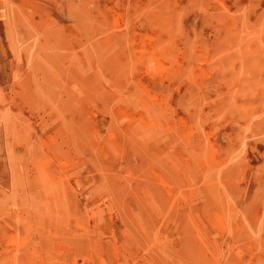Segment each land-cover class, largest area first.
<instances>
[{"label":"rangeland","instance_id":"obj_1","mask_svg":"<svg viewBox=\"0 0 264 264\" xmlns=\"http://www.w3.org/2000/svg\"><path fill=\"white\" fill-rule=\"evenodd\" d=\"M263 217L264 0H0V264H264Z\"/></svg>","mask_w":264,"mask_h":264},{"label":"bare ground","instance_id":"obj_2","mask_svg":"<svg viewBox=\"0 0 264 264\" xmlns=\"http://www.w3.org/2000/svg\"><path fill=\"white\" fill-rule=\"evenodd\" d=\"M78 10H79V9H78ZM118 15H119V14H118ZM123 15H124V14H123ZM86 21H87V20H86ZM117 26H118V25H117ZM114 27H115V26H114ZM119 31H120V30H119ZM46 34H47V33H46ZM55 34H56V33H55ZM109 35L111 36L112 34H109ZM177 37H178V36H177ZM177 37H176V38H177ZM108 38H109V37H108ZM176 38H175V39H176ZM54 39H55V38H54ZM44 41H45V40H44ZM68 41H69V40H68ZM260 42H261V41H260ZM53 43H54V42H53ZM65 43H66V42H65ZM175 44H176V43H175ZM69 45H70V44H69ZM55 47H56V45H55ZM66 47H67V45H66ZM80 48H81V47H80ZM174 48H175V47H174ZM56 49H57V48H56ZM80 50H81V49H80ZM57 51H58V50H57ZM53 54H54V53H53ZM57 54H58V53H57ZM179 55H180V54H179ZM73 57H74V56H73ZM179 57H180V56H179ZM53 58H54V57H53ZM70 59H71V58H70ZM176 59H177V58H176ZM73 60H74V59H73ZM70 61H71V60H70ZM74 61H75V60H74ZM73 63H74V62H73ZM187 63H188V62H187ZM176 64H177V63H176ZM221 64H222V63H221ZM186 65H187V64H186ZM62 66H63V65H62ZM180 66H181V65H180ZM185 68H186V67H185ZM149 69H150V68H149ZM151 69H152V67H151ZM41 70H42V69H41ZM176 70H177V69H176ZM185 70H186V69H185ZM184 73H185V72H184ZM177 74H178V71H177ZM235 75H237V74H235ZM24 76H25V75H24ZM63 76H64V75H63ZM65 76L67 77V75H65ZM185 76H186V75H185ZM231 76H232V74H231ZM28 77H29V76H28ZM182 77H184V75H183ZM233 77H234V76H233ZM184 78H185V77H184ZM26 79H27V78H26ZM26 79H25V80H26ZM182 79H183V78H182ZM186 79H187V78H186ZM22 80H24V79H22ZM169 80H170V79H169ZM45 81H46V80H45ZM171 81H172V80H171ZM175 81H176V80H175ZM182 82H183V80H182ZM182 82H180V85H181ZM23 83H25V82H23ZM29 84H30V83H29ZM174 84H175V83H174ZM184 84H185V83H184ZM182 85H183V84H182ZM28 87H29V85H28ZM179 87H180V86H179ZM165 88H166V87H165ZM29 89H30V88H29ZM116 89H117V87H116ZM116 89H115V90H116ZM26 90H28V89H26ZM28 91H31V90H28ZM115 92H117V91H115ZM122 92H124V91H122ZM170 92H171V91H170ZM25 93H26V92H25ZM31 93H33V92L31 91ZM31 93L28 92L29 96H32V95H30ZM171 94H172V92H171ZM171 94H170V95H171ZM115 97H116V96H115ZM28 98H29V97H28ZM118 98H120V97H118ZM121 98H123V96H122ZM169 99H170V98H169ZM186 99H187V98H186ZM25 100H26V99H25ZM30 100H31V99H30ZM105 100H107V99H105ZM30 102H31V101H30ZM30 102H29V103H30ZM182 102H183V101H182ZM185 104H186V103H185ZM138 106L141 107L140 104H139ZM157 106H158V105H157ZM195 109H197V108H195ZM138 110H139V109H138ZM140 110H141V108H140ZM144 111H145V110H144ZM144 111H143V112H144ZM154 111H155V110H154ZM175 111H176V109H175ZM228 111H229V110H228ZM107 112H108V111H107ZM107 112H106V113H107ZM104 113H105V112H104ZM175 114H176V113H175ZM175 114H174V115H175ZM190 115H191V114H190ZM206 115H207V114H206ZM207 118H208V117H207ZM141 120H142V119H141ZM177 120H178V119H177ZM179 120H180V119H179ZM208 120H209V119H208ZM139 121H140V120H139ZM179 122H180V121H179ZM158 123H160V122H158ZM159 125H160V124H159ZM177 127H178V126H177ZM58 130H59V129H58ZM58 130H57V131H58ZM28 134H29V133H28ZM18 135H19V134H18ZM62 135H63V134H62ZM62 135H59V137L62 136ZM57 137H58V136H57ZM60 138H62V137H60ZM62 139H63V138H62ZM62 139H60V140H62ZM67 139H68V138H67ZM62 141H63V140H62ZM62 141H60V144L63 143V142H68V140H67V141H63V142H62ZM60 144H59V145H60ZM66 144H67V143H66ZM56 145H57V144H56ZM63 145H65V144H63ZM67 145H68V144H67ZM60 146H61V145H60ZM65 146H66V145H65ZM68 146H69V145H68ZM52 147H53V146H51V153L54 154L55 152H53V151H55V150H53ZM56 147H57V146H56ZM61 147H62V146H61ZM109 147H110V146H109ZM49 148H50V147H49ZM53 148H54V147H53ZM67 148H68V147H67ZM242 148H243V147H242ZM60 149L62 150V148H60ZM52 150H53V151H52ZM68 150H69V149H68ZM62 151H63V150H62ZM62 151H61V152H62ZM66 151H67V150H66ZM66 151H65V153H66ZM56 152H57V151H56ZM69 152H70V151H69ZM62 154H63V153H62ZM58 155H59V153H58ZM60 155H61V153H60ZM64 155H65V154H64ZM144 155H145V154H144ZM144 155H143V156H144ZM54 156H57V155H54ZM61 156H62V155H61ZM69 156H70V155H69ZM38 157H39V156H38ZM58 157H60V156H58ZM62 157H63V156H62ZM64 157H66V156H64ZM139 157H140V156H139ZM141 157H142V156H141ZM71 158H72V157H71ZM71 158H70V159H71ZM74 158H75V157H74ZM60 159H61V158H60ZM70 159H69V160H70ZM76 159H77V158H76ZM71 160H72V159H71ZM77 160H78V159H77ZM77 160H76V161H77ZM148 160H149V159H148ZM76 161H75V162H76ZM71 162H73V161H71ZM80 162H81V161H80ZM83 162H84V161H83ZM67 163H68V162H67ZM65 164H66V163H65ZM69 164H70V163H69ZM71 164H72V163H71ZM76 164H77V163H76ZM76 164H75V165H76ZM80 165H81V164H80ZM67 166H68V165H67ZM78 166H79V165H78ZM78 166L76 165V168H77ZM68 167H69L68 169H69V171H70V168H71V167H70V166H68ZM72 168H73V170H74L73 165H72ZM76 168H75V169H76ZM78 169H79V168H78ZM9 171H10V170H9ZM75 171H76V170H75ZM67 177H68V176H67ZM62 178H63V177H62ZM166 178H168V177H166ZM42 180H43V179H42ZM62 180H63V179H62ZM66 180H67V179H66ZM34 182H35V181H34ZM33 184H34V183H33ZM186 187H187V186H186ZM8 192H9V190H8ZM229 202H231V201H229ZM218 204H220V202H219ZM215 206H216V205H214V208H215ZM220 206H221V204H220ZM231 206H232V204H231ZM214 208H213V209H214ZM226 208H228V206H227ZM230 208H231V207H230ZM244 208H245V207H244ZM224 209H225V208H224ZM243 211H244V210H243ZM217 213H218V212H217ZM211 214H212V213H211ZM213 214H214V213H213ZM213 214H212V215H213ZM218 214H219V213H218ZM263 218H264V217H263ZM263 218H262V219H263ZM216 219H217V218H216ZM260 221H261V220H260ZM215 222H216V221H215ZM260 226H261V225H260ZM200 227H201V226H200ZM258 227H259V226H258ZM258 227H257V228H258ZM261 228H262V227H261ZM103 229H104V228H103ZM218 229H219V227H218ZM198 230H199V229H198ZM221 231H222V230H221ZM250 231H251V230H250ZM256 231H257V230H256ZM262 231H263V230H262ZM209 232H210V231H209ZM259 233H260V232H259ZM256 234H257V233H256ZM256 234H255V235H256ZM249 235H250V233H249ZM249 235H247V238H248ZM219 236H220V235H219ZM256 236H257V235H256ZM253 237H254V236H253ZM257 237H258V236H257ZM201 238H202V237H201ZM231 238H232V237H231ZM13 239H15V238H13ZM220 239H222V238L220 237ZM259 239H260V238H259ZM11 240H12V239H11ZM82 240H83V239H82ZM198 240H199V239H198ZM248 240H249V239H248ZM248 240H247V241H248ZM75 241H76V240H75ZM202 242H203V240H202ZM250 242H251V241H250ZM250 242H248V243H250ZM227 243H229V242H227ZM77 244H78V243H77ZM202 244H203V243H202ZM202 244H201V245H202ZM13 245H14V244H13ZM15 245H16V244H15ZM72 245H74V244H72ZM67 246H68V245H67ZM222 246H223V245H222ZM228 246H229V245H228ZM68 247H69V246H68ZM197 247H198V246H197ZM250 247H251V246H250ZM253 248H255V247H253ZM253 250H254V249H253ZM10 253H11V252H10ZM208 253H209V252H208ZM223 254H224V253H223ZM220 255H221V254H220ZM252 255H253V253H252ZM205 257H206V256H205ZM212 257H213V256H212ZM236 257H237V256H236ZM190 258H191V257H190ZM225 258H226V257H225ZM124 259H125V258H124ZM191 259H192V258H191ZM125 263H126V262H125ZM247 263H248V261H247ZM123 264H124V262H123ZM216 264H217V263H216Z\"/></svg>","mask_w":264,"mask_h":264}]
</instances>
